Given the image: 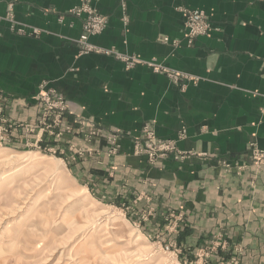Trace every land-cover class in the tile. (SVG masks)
<instances>
[{"label": "crops", "instance_id": "crops-1", "mask_svg": "<svg viewBox=\"0 0 264 264\" xmlns=\"http://www.w3.org/2000/svg\"><path fill=\"white\" fill-rule=\"evenodd\" d=\"M83 1L0 0V16L14 4L18 22L42 31L20 36L0 23V98L23 106L6 111L34 121L47 82L67 99L70 121L121 133L118 153L95 142L73 166L90 194L132 206L154 233L176 224L170 238L182 262L212 241L220 247L213 264L238 255L241 264H264V166L252 159V145L264 150V0H85L108 18L90 42L109 55L79 53L84 17L71 11ZM182 8L207 12L211 35L190 46ZM131 57L139 63L128 67ZM149 64L186 78L175 82ZM145 124L177 141L183 157L152 165L136 155Z\"/></svg>", "mask_w": 264, "mask_h": 264}, {"label": "rangeland", "instance_id": "rangeland-1", "mask_svg": "<svg viewBox=\"0 0 264 264\" xmlns=\"http://www.w3.org/2000/svg\"><path fill=\"white\" fill-rule=\"evenodd\" d=\"M37 103L36 119L21 121L6 107L23 106L0 98V264H200L201 256L213 264L220 247L212 241L203 244L206 254L196 248L193 261L182 262V249L170 238L176 224H168L165 234L154 233L145 228L146 215L131 214L132 206L90 194L73 166L88 160L93 144L107 138H89L90 129L78 121L82 117L66 118L54 133L40 132L35 127L43 106ZM13 152L24 159L6 161ZM89 200L94 201L87 207ZM238 257L230 260L241 264Z\"/></svg>", "mask_w": 264, "mask_h": 264}, {"label": "built area", "instance_id": "built-area-1", "mask_svg": "<svg viewBox=\"0 0 264 264\" xmlns=\"http://www.w3.org/2000/svg\"><path fill=\"white\" fill-rule=\"evenodd\" d=\"M71 13L78 17H84L83 32L76 43L79 46L81 54L100 53V54H112V51H105L94 46L90 40L94 36L102 34L108 26V18L101 15L96 8L92 6L89 1H83L82 5L74 8ZM182 14L185 18V35L188 44L191 46L195 40L201 36H210L214 30L211 16L202 10H193L189 8H182ZM127 21V19H126ZM0 23H7L12 33L20 36L38 37L42 31L38 28L31 27L26 24H22L16 20L14 13V4H9L7 13L4 16H0ZM169 38H164V42H169ZM177 43V42H175ZM127 63L128 67H133L139 63L137 58H123ZM156 73L167 74L170 78L174 79L175 82L179 81V78H186L185 74L178 72H171L167 68L158 64H149ZM47 83H43L40 88V94L36 97L41 102L42 108V119L36 125L38 131L47 128L54 133L58 129L59 123L66 121V114L71 113L68 108L67 100L64 96L59 94L54 89H49ZM83 127L87 126L90 129L89 138L95 135H101L107 138L110 144L108 153L110 155L119 152V140L121 133L119 132H106V130L97 126L92 120H78ZM184 137V132L181 134ZM135 153L136 155H144L149 159V162L154 165L159 160L167 158L170 155H174L177 159L180 156L183 157L182 153L177 149V141L161 140L157 134L153 124H146L141 132V135L134 140ZM252 159L256 167L264 166V150L252 145ZM231 168L230 165H226ZM168 251H171L170 246H166ZM201 253L206 254L205 247L201 248ZM200 264H205L208 259L200 257ZM224 264H237L234 259Z\"/></svg>", "mask_w": 264, "mask_h": 264}, {"label": "bare ground", "instance_id": "bare-ground-1", "mask_svg": "<svg viewBox=\"0 0 264 264\" xmlns=\"http://www.w3.org/2000/svg\"><path fill=\"white\" fill-rule=\"evenodd\" d=\"M5 157H6L5 160L9 161V162H19V161L24 159V156L22 154L17 153V152L10 153V154L6 155ZM92 201H94V200L87 201L88 202L87 207L90 206L89 203H92Z\"/></svg>", "mask_w": 264, "mask_h": 264}]
</instances>
